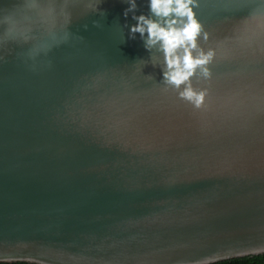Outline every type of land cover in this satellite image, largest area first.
Wrapping results in <instances>:
<instances>
[{
	"label": "water",
	"instance_id": "obj_1",
	"mask_svg": "<svg viewBox=\"0 0 264 264\" xmlns=\"http://www.w3.org/2000/svg\"><path fill=\"white\" fill-rule=\"evenodd\" d=\"M127 7L0 0V263L264 254V0H194L179 86Z\"/></svg>",
	"mask_w": 264,
	"mask_h": 264
},
{
	"label": "clouds",
	"instance_id": "obj_2",
	"mask_svg": "<svg viewBox=\"0 0 264 264\" xmlns=\"http://www.w3.org/2000/svg\"><path fill=\"white\" fill-rule=\"evenodd\" d=\"M148 13L136 15V0H127L128 7L123 15L127 19L133 13L134 24L128 26L134 37L139 34L144 39L146 49L154 46L164 54L168 71L163 75L170 83L177 86L187 81L198 66L206 65L212 53L193 57L192 50L197 47L196 40L201 32V25L192 9L194 0H146ZM207 75V69H204ZM183 95L191 98L192 91ZM203 94L196 96V102L202 100Z\"/></svg>",
	"mask_w": 264,
	"mask_h": 264
},
{
	"label": "trees",
	"instance_id": "obj_3",
	"mask_svg": "<svg viewBox=\"0 0 264 264\" xmlns=\"http://www.w3.org/2000/svg\"><path fill=\"white\" fill-rule=\"evenodd\" d=\"M0 264H10V263H0ZM11 264H27V263H11ZM217 264H264V254L254 257H247L243 259L221 262Z\"/></svg>",
	"mask_w": 264,
	"mask_h": 264
}]
</instances>
